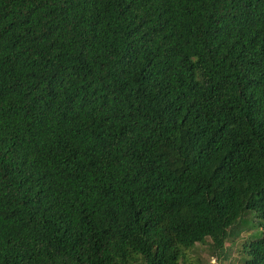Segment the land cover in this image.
<instances>
[{
  "label": "trees",
  "instance_id": "obj_1",
  "mask_svg": "<svg viewBox=\"0 0 264 264\" xmlns=\"http://www.w3.org/2000/svg\"><path fill=\"white\" fill-rule=\"evenodd\" d=\"M229 238L264 264V0H0V264Z\"/></svg>",
  "mask_w": 264,
  "mask_h": 264
},
{
  "label": "rangeland",
  "instance_id": "obj_2",
  "mask_svg": "<svg viewBox=\"0 0 264 264\" xmlns=\"http://www.w3.org/2000/svg\"><path fill=\"white\" fill-rule=\"evenodd\" d=\"M252 214V213H249ZM254 220L251 217H248V220L244 221V226H241L242 237L237 240L245 239L248 234H254ZM247 228V229H246ZM242 242V241H241ZM235 240L229 238L223 246L222 250L217 252L211 246V240L208 239L204 244H197L193 249L189 250L187 253L186 264H246L245 259L247 258L245 253L242 252L241 248H238L239 242L235 243ZM230 255L226 260L225 255Z\"/></svg>",
  "mask_w": 264,
  "mask_h": 264
}]
</instances>
